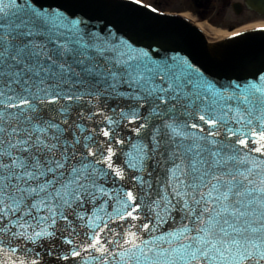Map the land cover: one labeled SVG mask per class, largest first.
I'll list each match as a JSON object with an SVG mask.
<instances>
[{
    "label": "snow or ice",
    "instance_id": "snow-or-ice-1",
    "mask_svg": "<svg viewBox=\"0 0 264 264\" xmlns=\"http://www.w3.org/2000/svg\"><path fill=\"white\" fill-rule=\"evenodd\" d=\"M140 3L0 0V264H264V43Z\"/></svg>",
    "mask_w": 264,
    "mask_h": 264
},
{
    "label": "water",
    "instance_id": "water-1",
    "mask_svg": "<svg viewBox=\"0 0 264 264\" xmlns=\"http://www.w3.org/2000/svg\"><path fill=\"white\" fill-rule=\"evenodd\" d=\"M248 2H250L251 10L264 15V0H249ZM139 7L141 12L149 18L154 19L167 30L181 36L186 50L197 56L213 54L217 58H226L231 53L246 46L264 43V30L246 32L221 42L208 43L201 31L184 18L156 10L153 12L150 10L152 8L142 4ZM87 259L88 257L85 256V260Z\"/></svg>",
    "mask_w": 264,
    "mask_h": 264
},
{
    "label": "flooded vegetation",
    "instance_id": "flooded-vegetation-1",
    "mask_svg": "<svg viewBox=\"0 0 264 264\" xmlns=\"http://www.w3.org/2000/svg\"><path fill=\"white\" fill-rule=\"evenodd\" d=\"M171 0V6L173 7ZM180 8L190 11V15L199 24L216 31H232L243 26L264 23V16L251 11L247 0H181ZM155 6L163 7L156 1ZM214 38V36H211Z\"/></svg>",
    "mask_w": 264,
    "mask_h": 264
},
{
    "label": "rangeland",
    "instance_id": "rangeland-1",
    "mask_svg": "<svg viewBox=\"0 0 264 264\" xmlns=\"http://www.w3.org/2000/svg\"><path fill=\"white\" fill-rule=\"evenodd\" d=\"M143 1L144 3H147V4H151L153 5L156 1H159V2H162L163 3V7L160 8L161 11H165V12H172V13H180V14H185L186 16H189L191 17V15L189 14V11H187L184 7L183 8H180V5L181 3L179 1L181 0H175L173 1V7L171 6V0H141ZM204 30L209 33L210 35H212L211 33V29H207V28H204ZM222 31H216L217 35L220 34ZM225 32V31H223ZM216 35V36H217Z\"/></svg>",
    "mask_w": 264,
    "mask_h": 264
},
{
    "label": "bare ground",
    "instance_id": "bare-ground-1",
    "mask_svg": "<svg viewBox=\"0 0 264 264\" xmlns=\"http://www.w3.org/2000/svg\"><path fill=\"white\" fill-rule=\"evenodd\" d=\"M201 28V27H200ZM264 28V23H256V24H253V25H248V26H245V27H242L240 29H237L233 32H221L220 34H218V36L216 37V40H222V39H225L235 33H240L242 31H249V30H252V29H263Z\"/></svg>",
    "mask_w": 264,
    "mask_h": 264
}]
</instances>
